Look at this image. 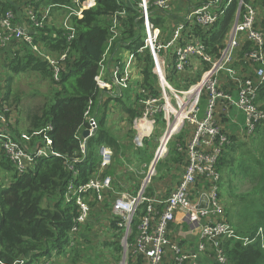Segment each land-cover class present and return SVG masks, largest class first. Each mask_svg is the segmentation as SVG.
I'll return each mask as SVG.
<instances>
[{
  "label": "trees",
  "instance_id": "obj_1",
  "mask_svg": "<svg viewBox=\"0 0 264 264\" xmlns=\"http://www.w3.org/2000/svg\"><path fill=\"white\" fill-rule=\"evenodd\" d=\"M71 1L0 0V11L5 13L13 10L18 19L25 7L24 4L29 3L35 8H45L52 4L66 5ZM138 1L97 0L95 6L84 11L82 18L72 19V26L75 30L72 39H69V31L58 25L46 24L43 28L34 30V43L41 49H46L55 59L66 54V59L60 63L63 68L59 72L58 80L54 77L52 65L37 51H34L29 43L14 41L4 51L2 68L8 65L9 69L6 73L0 72V109L11 120L12 108L21 106L24 93L13 85L15 76L21 73L38 74L42 80L47 81L48 91L44 95V101L37 106L35 112L32 110L28 112L25 132L31 133L51 125L52 129L48 130V135L52 138L53 149L60 156L41 158L34 170L19 175L1 151V264H12L23 257L37 260L40 257L51 258L53 255L58 258L68 257V264H82L80 261L84 258L85 264L86 262L94 263L91 257L99 259L100 255L95 254L94 251L90 254V251L99 245L98 240L94 246L92 243L94 237L98 236L95 227L100 221L109 222L107 227L111 230L112 236L109 241L106 239L101 245L107 246L111 255L121 258L122 232L117 225L118 217L112 212V200L117 192L127 190L136 193L138 191L141 186L140 178H136L138 170H129L128 166L135 165L136 168L138 164H150L154 155L153 149L159 137L158 134L153 137L152 141L151 139L146 140L144 148L138 149L134 145L136 131L133 129V121L142 115L144 109L140 102L143 96L139 89L143 88L156 97H160L162 91L158 77L153 72V59L148 50L136 55L141 79L135 81V85L124 89L121 94L114 97L105 94V91L98 87L97 78L100 63L111 37L110 29L116 12L124 9L126 15L121 18L120 37L115 41L112 53L120 48L136 49L140 46L139 41L144 34V27L139 18ZM245 1L251 3L257 10L255 28L264 35V0ZM238 8L239 1L233 0L219 19L208 28L198 24L191 25L192 34L203 39L211 54L218 56L224 48ZM55 9L58 8L53 10ZM152 19L165 35L171 33L169 16L153 9ZM257 48L258 45L254 41L246 39L236 49L234 68L239 71L240 76L255 78L259 64L249 60L247 53ZM207 68V66L204 67V69ZM186 71L176 73L173 67L167 69V78L174 88L187 89L193 82L199 81L200 72L195 75L196 73L191 74L189 70ZM5 76L9 78L2 83V78ZM220 78V90L227 93H234L237 90V83L228 73L223 72ZM37 93L38 91L34 92V94ZM202 97L206 98L208 105L210 97L207 90L203 92ZM91 99L95 104V113L99 117V128L97 133L87 140L86 150L83 153L81 131L84 128L85 109ZM109 102H113L118 108L119 119L116 120V124L127 123L128 130L124 131L121 126L117 127L108 120L107 105ZM255 102L261 109H264V84L260 86ZM223 115L224 113L218 116L219 120ZM155 116L158 124L164 125L163 111H159ZM226 120H228L226 117L223 118V121ZM10 129L15 137L22 133L18 123ZM227 135L229 143L222 148L216 170L224 173L227 171L228 164L233 163L231 172L240 173L243 178L249 179L251 187L240 194V199L237 201L223 200L225 203L223 219L230 222L241 235L254 236L260 228L264 230V121L260 122L251 133L246 130L238 133L231 131ZM245 137L250 140L243 142ZM101 145H106L114 151L112 164L100 172V174L113 177L112 189L104 203L97 204L92 201L91 206L94 210L91 219L84 226V230L78 233L76 244L71 245L70 230L74 219L79 215V208L75 201L65 200V192L70 183L87 182L93 175L98 174ZM244 147H246L245 150H243ZM186 149L187 138L181 132L169 143L168 155L158 161L157 175L146 187V197L152 198L157 195L158 179L161 180L167 175V179L170 176L173 179L170 182L164 180L163 184L168 187L166 192L161 188L165 193L163 198L166 199L172 193L175 180H178L176 183L178 185L181 178L175 175L172 169H180L179 175L182 174L183 169L180 166L185 163ZM140 151H144L143 156L138 153ZM75 159L81 160L75 162ZM7 178L8 181H6ZM5 182L10 183L5 186ZM219 186V196L223 198L224 187L221 181ZM91 197H94L93 193L90 194ZM147 204L148 202L141 204L138 216L146 212ZM162 208L163 205H159L160 211ZM138 222L137 218L134 222V229L137 228ZM174 225L175 223L171 222L170 229H174ZM83 231L91 234H84ZM133 238L131 237L130 240L133 241ZM223 248L228 258L227 264H264V239L257 238L248 245H244L242 241L235 243L228 240L224 242ZM111 255L106 256L108 261L113 260ZM129 264H144V258L131 254Z\"/></svg>",
  "mask_w": 264,
  "mask_h": 264
},
{
  "label": "built area",
  "instance_id": "obj_2",
  "mask_svg": "<svg viewBox=\"0 0 264 264\" xmlns=\"http://www.w3.org/2000/svg\"><path fill=\"white\" fill-rule=\"evenodd\" d=\"M196 1L192 3L189 0H139L137 6L139 18L144 27V34L139 41L140 46L136 49L120 48L112 53V47L120 37L121 18L126 15L124 9L116 12L110 29L111 37L100 63L97 78V85L105 94L113 97L121 94L124 89L141 79L136 55L148 50L153 59V72L158 77L161 87L160 97L153 96L143 88L139 89L143 96L140 102L144 109L142 115L133 121V129L136 131L133 140L135 147L144 148L146 140L152 139L156 130L161 131V136L157 138L153 149L152 161L148 165L142 164L148 168L143 183L136 193L120 191L112 200V212L118 217L117 225L122 232V253L126 257L129 253V258L131 254L136 257L143 256L144 264H227L224 242L242 241L244 245H248L257 238L264 239L262 228L254 236H243L230 222L223 219L224 207L219 197L221 173L216 170L222 148L229 143L227 133L232 129L224 123L229 121L232 123L230 120L232 108L242 111L245 115V124L240 131L246 130L251 133L264 121V109L255 102L259 88L264 84V35L255 28L257 10L251 3L238 0L239 8L228 33V42L217 56L208 52L207 45L200 36L192 34L191 25L198 24L208 28L219 19L233 0ZM96 2L97 0H72L66 5L52 4L45 8H35L27 3L23 5L25 7L18 19L13 10L5 13L0 11V71L3 69L4 51L12 42L22 41L29 43L34 51L52 65L54 77L58 80L59 72L63 68L60 63L66 59V54H62L58 59L53 58L46 49L43 50L34 43V30L43 28L46 24L58 25L68 30L69 39H72L75 34L72 19L82 18L84 11L95 6ZM54 8L58 9L53 10ZM153 9L169 16L168 22L171 25L169 35H165L153 22ZM246 39L258 45L257 49L247 53L249 60L259 64L254 79L240 76L239 71L234 68L236 49ZM121 49L128 51L127 58L121 55ZM109 55L115 57L112 56L110 59ZM195 62H201L203 66L210 65L200 81L186 90L174 88L167 78V69L173 67L176 73H182L192 68V63ZM193 68L197 70V66ZM223 72L228 73L237 83V99L233 98L232 93L219 89L220 76ZM168 89L169 93L172 92L179 100V110L166 99ZM205 90L209 92L210 97L208 108L203 118L198 119L199 96L202 97ZM184 95H188V98H181ZM159 111L164 113L163 126L158 124L155 116ZM178 111H182L183 116L180 123L177 122ZM223 113L222 119L219 120L218 116ZM225 117L228 120L223 121ZM186 123L193 126L194 131L192 138L187 139L185 163L181 166L183 170L179 184L166 199L163 198L165 193L161 188L158 189L156 196L146 197V187L156 173L153 164L156 162L157 165L158 161L168 155L169 143L182 132ZM10 128V120L0 109V149L19 175L34 170L41 158L60 156L53 149L52 138L48 135V130L52 129L51 125L31 133L22 132L18 137L12 134ZM98 128L99 117L95 113V104L91 99L85 109L84 128L81 131L83 153L87 140L97 133ZM85 130L89 131L87 137L83 135ZM99 154L101 161L98 174L93 175L87 182L70 183L65 192V200L75 201L79 208V215L74 219L70 230L71 245L76 244L78 233L84 230V226L91 219L94 210L91 206L92 201L97 204L104 203L112 189L113 177L100 172L112 164L114 151L106 145H101ZM129 168L134 170L135 165ZM74 174L77 175L76 172ZM92 193L94 197L90 198ZM145 202H148L146 212L138 216L140 206ZM159 205H163L161 211ZM178 216L180 224L186 226L198 239L193 247L188 248L182 240H178V230L173 229V233L170 231V223H177ZM137 218L139 222L134 229ZM100 224L96 225L95 229L103 231V228L99 227ZM131 237H134L133 241L130 240ZM52 262L53 259L47 257H41L39 260L23 257L12 264Z\"/></svg>",
  "mask_w": 264,
  "mask_h": 264
},
{
  "label": "rangeland",
  "instance_id": "obj_3",
  "mask_svg": "<svg viewBox=\"0 0 264 264\" xmlns=\"http://www.w3.org/2000/svg\"><path fill=\"white\" fill-rule=\"evenodd\" d=\"M258 12H259V9H258ZM227 39H228V36H227ZM227 42H228V40L225 41L224 47H226ZM121 55H123L124 57L127 58L128 51L126 49H121ZM194 66H197V70H195L193 68ZM201 66H202L201 62L192 63V68L187 69V71L189 70L191 72V74L196 73L195 75H197L200 72L201 76H202L204 71L206 70V69H204V67L207 66L209 68L210 65H204L203 67H201ZM8 69H9L8 65H5L4 68L0 72L6 73L8 71ZM2 73H1V75H2ZM8 78L6 76L3 77L2 83L5 79H8ZM191 78L192 77H190V79ZM200 79H201V77H200ZM200 79H199V81H200ZM198 82L196 80L190 86L195 85ZM135 84L136 83L134 82V85ZM13 85H15V87H18L24 93L23 94L24 96L22 97L23 99H22V103H21L20 108H12L13 111H12V116H10V119H11L10 120V127L16 126L18 123V126L22 129V132H25V126L27 125L26 117L28 115V112H30L31 110H32V112H35L37 106L42 104V102L44 101V95L48 91V82L45 80H42L38 74L21 73V74L15 76ZM184 90H186V89H184ZM35 91H38V93L34 94ZM167 91H168V93H167L166 99H168V101L170 103H172L173 106L177 110H179V104H180L179 100H177V98L175 97V95H173L172 92L169 93V89ZM232 94H233L234 99L238 98L237 91H235ZM184 97L188 98V95H184L181 98H184ZM199 101H200V103H199L200 111L198 113V119H202L204 116V113L206 112V110L208 108V105H207V101H206L205 97L201 98L199 96ZM117 111H118V108L116 106H114L113 102H109L107 105L108 120L111 123L115 124V126H117V127L121 126L124 129V131L128 130L127 123H122L120 125H119V123H118V125L116 124L117 123L116 120L119 119V115H118ZM10 112H11V108H10ZM231 113H232V116H230V120H232L233 117L235 116V118L237 120V129H239V128L241 129L245 124L244 113L242 111L236 109V108H232ZM10 115H11V113H10ZM243 120H244V123H243ZM224 124L227 125L229 128H231V121L224 123ZM160 129H163V127H160ZM237 129H235V130H237ZM193 131H194V127L191 126L189 123H186L183 127L182 134H184V136L187 139H191L193 136ZM158 134L159 135L161 134L160 130H156V135L154 134V137H156ZM239 135H241V134H239ZM152 140H153V138L151 139V141ZM248 140H250V139L245 137L242 141L246 142ZM245 149H246V147L243 148V150H245ZM1 151H3V150L0 149V155H1ZM138 153L140 154V156H143L144 151H140ZM233 166H234L233 163H229L227 168H226L227 171H225L224 173H221L222 179L220 181L223 183L224 192H223V198H222V196H219V197L221 199L223 207H225V203L223 202V200L226 202L227 201H233V200L237 201L238 199H240L239 195L243 194L245 191H247V189H249L251 187V184L249 183V179L243 178L242 174H240V173L236 172V174H238V175H236L234 172H231V169ZM145 167L146 166H143L142 164H138L137 167L134 169L135 171H136V169L138 170L136 172L137 173L136 178H138V179L140 178L141 185L143 183V179L146 176V173L148 170V168L147 167L145 168ZM154 167H156V165ZM128 169L130 170L129 166H128ZM155 171H156V173L153 174V176H152L153 178L156 177V175H157L156 168H155ZM172 171H173V173H175V175H178V177L180 176L179 175L180 169L173 168ZM167 177H168V175L165 176L161 180L159 178L158 182H157L158 188H163L164 191L168 187L167 185L163 184L164 180L170 182L173 179L171 176L168 179H167ZM6 181H8V178L6 179ZM177 181L178 180H175L176 183H177ZM9 183L10 182H7V183L5 182L4 185L6 186ZM176 183H174L173 188L177 185ZM171 186H172V184H171ZM102 223H103V225H102ZM102 223L99 225V227L103 228V231H101V229H99V228L95 229V232L98 234V236L94 237L93 243H92V246H94V243H96V240H98L99 245H98V247H94L90 251V254L93 253V251H94L95 254L100 255V258L97 259L96 257L93 256L91 258L94 259V263L93 262L92 263L86 262V263L87 264H129V253H127V257L124 256L122 253L121 258L119 259V257H117L116 255L110 254L109 248H107V246L101 245V244H103V241H105L106 239H108L107 241H109L112 238L111 232L109 231V228L107 227L109 225L108 224L109 222L103 221ZM83 233H84V231H83ZM84 234L90 235L91 233L88 232V233H84ZM179 238H180V236H179ZM53 253H55V251H53ZM109 255H111L110 257L113 259L112 261H108L106 259V256H109ZM40 258H38L37 260H39ZM50 259H53V262L51 264H68V262H69L68 257L58 258L56 255H53V257H51ZM80 262H82V264H85L84 263L85 258L82 259Z\"/></svg>",
  "mask_w": 264,
  "mask_h": 264
},
{
  "label": "crops",
  "instance_id": "obj_4",
  "mask_svg": "<svg viewBox=\"0 0 264 264\" xmlns=\"http://www.w3.org/2000/svg\"><path fill=\"white\" fill-rule=\"evenodd\" d=\"M189 1L192 3L197 2L196 0H193L195 2H193L192 0H189ZM177 10H179V8ZM178 18H180V17L178 16ZM112 56H114V55H109V58L111 59ZM230 115L232 116V113H230ZM243 123H244V120H243ZM231 129H232V131H235V132L240 131L239 130L240 128L237 129V120H236L235 116L232 119ZM235 129H237V130H235ZM180 223H181L180 222V216H178L177 223H175V227H174L175 230H178V237L180 236V238L178 240H180V241L182 240L183 244L188 248L193 247L194 245H196V242H198V239L190 231L187 230L186 226H184ZM98 224H100V223L98 222ZM170 231H172V233L174 232L173 229H171Z\"/></svg>",
  "mask_w": 264,
  "mask_h": 264
},
{
  "label": "bare ground",
  "instance_id": "obj_5",
  "mask_svg": "<svg viewBox=\"0 0 264 264\" xmlns=\"http://www.w3.org/2000/svg\"><path fill=\"white\" fill-rule=\"evenodd\" d=\"M177 116L179 117V119L177 120V122L180 123L182 121V118H183L182 111H178Z\"/></svg>",
  "mask_w": 264,
  "mask_h": 264
},
{
  "label": "water",
  "instance_id": "obj_6",
  "mask_svg": "<svg viewBox=\"0 0 264 264\" xmlns=\"http://www.w3.org/2000/svg\"><path fill=\"white\" fill-rule=\"evenodd\" d=\"M83 135H84V137H87L88 135H89V131L88 130H85L84 132H83ZM156 165V162L153 164V167ZM203 206V205H202Z\"/></svg>",
  "mask_w": 264,
  "mask_h": 264
}]
</instances>
